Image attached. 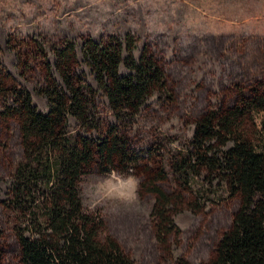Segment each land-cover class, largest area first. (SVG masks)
I'll return each instance as SVG.
<instances>
[{
    "label": "rangeland",
    "instance_id": "rangeland-1",
    "mask_svg": "<svg viewBox=\"0 0 264 264\" xmlns=\"http://www.w3.org/2000/svg\"><path fill=\"white\" fill-rule=\"evenodd\" d=\"M126 33L138 38L137 55L144 44L152 48L166 70L174 98L154 94L135 120L121 124L128 128L139 161L127 169L121 164L108 170L95 167L83 175V204L102 216L104 232L119 240L135 264H175L180 255L200 264L214 254L240 199L223 187L210 189L206 170L186 182L174 161L187 150L195 120L205 110L232 105L239 89L247 92L264 79V0H0V65L43 111L48 109L41 90L47 66L41 54L47 55L51 72L61 83L54 48L65 39L75 41L78 70L96 86L82 54L84 40ZM35 40L42 42L44 53L28 46ZM99 100L104 126L117 124L104 96ZM3 104L0 97V110ZM70 129L89 134L76 121ZM23 158L18 124L0 117V247L9 259L17 257L18 242L7 200L14 170ZM160 168L164 177L156 183L180 199L173 214L180 236L170 239V247L157 239L155 195L148 190ZM113 170L138 179L134 202L99 200L95 195ZM97 200L94 208L89 206Z\"/></svg>",
    "mask_w": 264,
    "mask_h": 264
},
{
    "label": "trees",
    "instance_id": "trees-1",
    "mask_svg": "<svg viewBox=\"0 0 264 264\" xmlns=\"http://www.w3.org/2000/svg\"><path fill=\"white\" fill-rule=\"evenodd\" d=\"M137 45L133 33L86 38L81 50L96 86L78 70L75 41L65 39L54 48L61 83L47 55L41 54L47 66L41 88L46 111L38 109L31 93L0 65V117L18 124L24 157L14 170L7 200L14 212L18 255L9 259L0 247V264H135L119 240L104 232L102 216L84 206L80 181L95 167L136 166L138 152L121 124L135 120L154 94L174 98L160 59L148 44L137 55ZM28 46L44 53L42 42ZM244 91L239 89L232 105L205 110L195 120L187 150L174 161L186 182L206 170L210 189L223 187L240 199L214 254L200 264H264V79ZM100 95L117 124L102 123ZM72 121L89 134L71 130ZM162 177L160 168L148 190L155 195L157 239L170 247V239L180 236L173 216L180 199L156 183ZM175 264L192 263L180 255Z\"/></svg>",
    "mask_w": 264,
    "mask_h": 264
},
{
    "label": "clouds",
    "instance_id": "clouds-1",
    "mask_svg": "<svg viewBox=\"0 0 264 264\" xmlns=\"http://www.w3.org/2000/svg\"><path fill=\"white\" fill-rule=\"evenodd\" d=\"M138 185L139 181L136 177L124 176L113 170L103 184L98 187L95 195L99 197V200L119 199L131 203L137 198L136 189H138ZM99 200L94 201L89 206L94 208Z\"/></svg>",
    "mask_w": 264,
    "mask_h": 264
}]
</instances>
